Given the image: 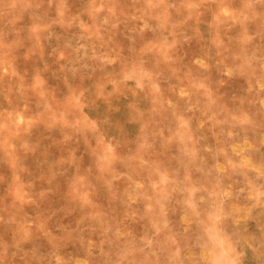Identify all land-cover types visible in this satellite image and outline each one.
<instances>
[{"label": "rangeland", "instance_id": "obj_1", "mask_svg": "<svg viewBox=\"0 0 264 264\" xmlns=\"http://www.w3.org/2000/svg\"><path fill=\"white\" fill-rule=\"evenodd\" d=\"M0 264H264V0H0Z\"/></svg>", "mask_w": 264, "mask_h": 264}]
</instances>
